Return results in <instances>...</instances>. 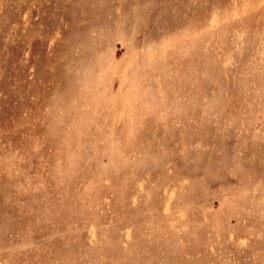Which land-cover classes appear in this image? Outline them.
Listing matches in <instances>:
<instances>
[{"label": "rangeland", "instance_id": "obj_1", "mask_svg": "<svg viewBox=\"0 0 264 264\" xmlns=\"http://www.w3.org/2000/svg\"><path fill=\"white\" fill-rule=\"evenodd\" d=\"M0 264H264V0H0Z\"/></svg>", "mask_w": 264, "mask_h": 264}]
</instances>
